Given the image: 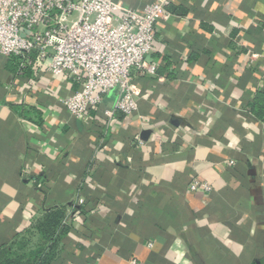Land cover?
Returning a JSON list of instances; mask_svg holds the SVG:
<instances>
[{
  "label": "crops",
  "instance_id": "0c3cea01",
  "mask_svg": "<svg viewBox=\"0 0 264 264\" xmlns=\"http://www.w3.org/2000/svg\"><path fill=\"white\" fill-rule=\"evenodd\" d=\"M154 37L137 114L108 118L114 91L84 123L74 82L0 54V250L59 211L51 264H264V0H174Z\"/></svg>",
  "mask_w": 264,
  "mask_h": 264
},
{
  "label": "built area",
  "instance_id": "2783aa9c",
  "mask_svg": "<svg viewBox=\"0 0 264 264\" xmlns=\"http://www.w3.org/2000/svg\"><path fill=\"white\" fill-rule=\"evenodd\" d=\"M173 2L156 0L139 10L117 0H0V54L15 61L19 76L36 64L74 82L78 89L62 102L81 123L114 91L120 98L106 116H133L138 80L157 75L155 28ZM252 59L264 75V46ZM190 191L211 187L194 180Z\"/></svg>",
  "mask_w": 264,
  "mask_h": 264
},
{
  "label": "trees",
  "instance_id": "16d2710c",
  "mask_svg": "<svg viewBox=\"0 0 264 264\" xmlns=\"http://www.w3.org/2000/svg\"><path fill=\"white\" fill-rule=\"evenodd\" d=\"M172 7V6H171ZM15 67L16 72L18 71V65L15 61L10 60ZM27 71V70H26ZM25 71V73H26ZM251 112L259 120L264 121V92L258 93L256 99L251 103ZM90 204H83V206H88ZM64 223V216L61 212L55 211L53 214L49 215L43 224V230L41 234L45 237V242L34 251L32 258L27 259L23 264H51L54 257V252L57 248V241L59 232L61 231ZM40 234V233H38ZM32 236V235H30ZM36 236V235H33ZM29 237V236H28ZM11 249L0 250V262L4 264H22L19 259H13L11 257ZM20 261V262H19Z\"/></svg>",
  "mask_w": 264,
  "mask_h": 264
},
{
  "label": "rangeland",
  "instance_id": "374dc122",
  "mask_svg": "<svg viewBox=\"0 0 264 264\" xmlns=\"http://www.w3.org/2000/svg\"><path fill=\"white\" fill-rule=\"evenodd\" d=\"M37 236H29L25 242L22 243V245L16 247L12 252H11V257L13 259H19L20 263L26 262L27 259L32 258L34 255V251L38 248V246H41V243L43 241L38 240ZM36 243V244H35ZM0 264H4L3 262H0Z\"/></svg>",
  "mask_w": 264,
  "mask_h": 264
}]
</instances>
